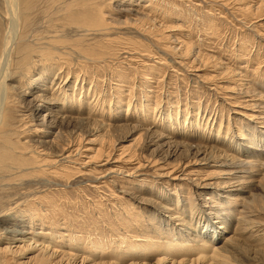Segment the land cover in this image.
<instances>
[{"label": "rangeland", "instance_id": "374dc122", "mask_svg": "<svg viewBox=\"0 0 264 264\" xmlns=\"http://www.w3.org/2000/svg\"><path fill=\"white\" fill-rule=\"evenodd\" d=\"M0 75V264H264V0H0Z\"/></svg>", "mask_w": 264, "mask_h": 264}, {"label": "bare ground", "instance_id": "6f19581e", "mask_svg": "<svg viewBox=\"0 0 264 264\" xmlns=\"http://www.w3.org/2000/svg\"><path fill=\"white\" fill-rule=\"evenodd\" d=\"M258 2V1H257ZM261 2V1H260ZM259 2V3H260ZM262 3V2H261ZM260 5V4H259ZM11 41V40H10ZM9 41V42H10ZM53 44V43H52ZM9 46H10V43H8V44H5V50H4V52H2L3 53V57H2V62L3 61H5L4 59H5V57H6V54L8 53V50H9ZM4 49V48H3ZM172 49V48H171ZM188 50V49H187ZM191 51V50H190ZM47 52V51H46ZM185 53H186V51H185ZM45 55V59L46 60H50V58H51V54L49 53V51L47 52V53H44ZM190 54V53H189ZM7 58V57H6ZM196 59V58H195ZM3 64V63H2ZM1 64V65H2ZM7 73V72H6ZM5 73V74H6ZM1 76V75H0ZM3 77H4V75H3ZM2 78V77H1ZM2 81V80H1ZM1 86L4 88L5 86H4V84H3V81L1 82ZM43 104H44V102H43ZM92 108V107H91ZM62 110H64V108L62 109ZM164 121V120H163ZM197 124L196 123V121L195 122H193V123H191V125H193V124ZM154 125V124H153ZM190 126V125H189ZM170 128H172V126L171 127H169V129ZM220 129V127L218 128V131H220L219 130ZM173 130V129H172ZM197 130V129H196ZM190 131V130H189ZM179 134L180 135H182V136H185L186 138H187V136H189V137H196L195 136V133L193 132V130L191 131V132H189V133H185V130H184V128L183 129H180L179 130ZM219 133H217L216 135L217 136H211V135H206V131H204L203 132V134H199V140L200 141H205V142H209V143H212V144H214V146H218V147H225V149L226 150H228V151H230V152H233V153H236V154H243V156H245V154H246V151H247V149H246V146H248V142L249 141H247V140H245V141H243L241 144L240 143H237V142H235L234 141V138H229V139H226V133L224 134V136L223 137H220L219 135H218ZM198 135V134H197ZM62 149V148H61ZM223 150V149H222ZM63 151V150H62ZM97 152V151H96ZM222 155V154H221ZM240 156V155H239ZM3 157H5L4 155H1L0 156V158H3ZM62 157V156H61ZM62 159H64V158H62ZM250 159V158H249ZM4 161V160H3ZM256 161V160H255ZM39 163V162H38ZM20 165V164H19ZM214 165H216V167H218V168H224V169H226L225 171L226 172H223L222 170H221V176H220V178H221V180H223L222 182H220V183H218L219 185H221V184H226L227 182H226V179L228 178H230L229 176H234V175H236V174H238V172H239V174L240 173H246L247 172V170L248 169H251V168H255V169H258L257 167H261V165L260 164H257V163H255V162H251V161H247L246 160V158H241V157H236V156H234V155H227L222 161H218V162H214ZM213 165V166H214ZM230 169H236V171L237 172H234V171H229ZM240 169H241V171L242 172H240ZM262 169H264V164H263V167H262ZM259 170V169H258ZM248 173V172H247ZM246 173V174H247ZM255 174V173H254ZM234 180L236 179V178H233ZM233 179H231V180H233ZM225 180V181H224ZM230 180V181H231ZM233 180V181H234ZM218 181V180H217ZM245 181V180H244ZM247 181V180H246ZM250 181V180H249ZM215 184H216V182H215ZM217 184V185H218ZM230 184V183H229ZM235 184V183H234ZM227 185V184H226ZM230 186V185H229ZM236 186V185H235ZM234 186V187H235ZM242 186V185H241ZM245 186V185H244ZM243 186V187H244ZM247 186V185H246ZM219 187V186H218ZM226 187V186H225ZM255 185L253 186L252 185V188L251 189H255ZM220 188V187H219ZM224 188V187H223ZM230 188V187H229ZM245 188H247V187H245ZM227 189V188H226ZM224 190V191H227V190ZM250 189V188H249ZM237 190H239L238 192H243L244 190H243V188H240V189H237ZM246 190V189H245ZM247 190H248V188H247ZM231 191V190H230ZM248 192H250V191H248ZM225 197V196H224ZM230 197H228V199H229ZM244 198H246L245 196H243L242 198H240L239 196H235V197H232L230 200H227V202H225V204H224V206L225 207H223V209H220V210H222V211H225V209L227 208V206H232L230 209H236V206L238 207L239 205H241L242 206V208L240 209L241 210V215H243L242 216V218L241 219H246V218H248V215H251L250 213H252V212H250L249 211V208L247 207V202H244ZM253 199V198H252ZM253 200H255V199H253ZM232 201V204L233 205H227V204H229L230 202ZM250 204V203H249ZM235 205V206H234ZM251 205V204H250ZM251 208H252V206H250ZM225 208V209H224ZM230 209H229V211H230ZM213 210H215L214 212H216V213H220V212H218V210L217 209H214L212 206H209L208 207V213H207V215H209V214H212V212L211 211H213ZM238 211H239V209H237ZM233 212V211H232ZM229 214H231V220L233 219V217H234V215L235 214H232L231 212L229 213ZM238 214V213H237ZM252 214H254V213H252ZM253 216V215H252ZM239 217V216H238ZM182 220V219H181ZM242 221V220H241ZM249 221V220H248ZM224 222H226V221H222V222H219V223H214V225H217V226H212L211 225V228H212V234H213V236H209V240H210V245H207V247L209 246V247H212L213 248V250L215 251V250H221V252H222V249H221V247L219 248V247H217V248H214V246L213 245H215L220 239H224L225 241L224 242H232L233 241V238H235L234 236H232L231 234V236L230 235H228L227 237H225L224 238V234L226 233V226L224 225V226H222L223 224H224ZM207 224V223H206ZM239 224V223H238ZM189 229V228H188ZM235 229V228H234ZM238 229V228H237ZM236 231V230H235ZM238 231V230H237ZM182 232V231H181ZM234 232V231H233ZM239 232H241V231H239ZM188 233V232H187ZM47 234H49V233H47ZM234 235L236 234V232L235 233H233ZM238 234V233H237ZM237 234H236V236H237ZM46 235V234H45ZM191 237H192V233L191 234H189ZM186 236V235H185ZM194 236V235H193ZM196 240L198 239V240H200L198 237L197 238H195ZM197 240V241H198ZM192 241H194V240H192ZM235 243V242H234ZM212 244V245H211ZM228 244H230V243H228ZM233 244V243H232ZM236 244H234V246H235ZM81 246V245H80ZM199 246V245H198ZM229 246V245H228ZM231 246V245H230ZM229 246V247H230ZM232 247V249L233 248H235V247ZM102 246H100V245H95V246H93L90 250H92L93 248L94 249H99V248H101ZM78 248V247H77ZM80 248H83V249H85V248H87V246L85 245V246H81ZM225 248V247H224ZM209 249V248H208ZM88 250H89V248H88ZM100 250V249H99ZM205 250V249H204ZM207 250V249H206ZM210 250V249H209ZM212 250V249H211ZM227 250H228V248H227ZM227 250H225V251H227ZM230 250V249H229ZM228 250V251H229ZM232 251V250H231ZM208 252V251H207ZM220 252V251H219ZM224 252V251H223ZM222 252V253H223ZM230 252V251H229ZM212 253H215V252H212ZM228 253V252H227ZM229 254V253H228ZM223 255H224V253H223ZM227 255V254H226ZM225 256V255H224ZM225 261V260H224ZM223 261V262H224ZM226 263V262H225Z\"/></svg>", "mask_w": 264, "mask_h": 264}]
</instances>
